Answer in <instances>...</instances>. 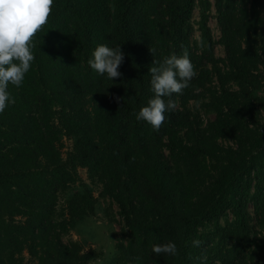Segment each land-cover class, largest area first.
I'll return each instance as SVG.
<instances>
[{
  "label": "trees",
  "instance_id": "trees-1",
  "mask_svg": "<svg viewBox=\"0 0 264 264\" xmlns=\"http://www.w3.org/2000/svg\"><path fill=\"white\" fill-rule=\"evenodd\" d=\"M34 44L0 113V264H95L65 238L99 199L114 264H264V0H54ZM100 44L121 46L119 78L88 64ZM185 49L196 76L154 130L135 115L149 68Z\"/></svg>",
  "mask_w": 264,
  "mask_h": 264
},
{
  "label": "clouds",
  "instance_id": "clouds-1",
  "mask_svg": "<svg viewBox=\"0 0 264 264\" xmlns=\"http://www.w3.org/2000/svg\"><path fill=\"white\" fill-rule=\"evenodd\" d=\"M53 6L54 0H0V113L9 103H15L8 92L9 84L16 87L22 85L35 59L34 39L48 23ZM149 50L153 54L154 50ZM123 61L121 46L100 44L93 51L88 64L97 74L113 80L122 75L118 68ZM157 64L149 68L154 97L135 115L136 120L145 121L158 131L166 119L165 112L176 107L174 101L168 100L166 103L164 97L183 94V90L190 87L196 71L187 49L183 55L171 54L164 57L162 62H153V65ZM116 99L119 101L122 98ZM200 244L199 240L193 241L194 247ZM152 251L156 255L175 256L178 250L176 244L169 241L153 245Z\"/></svg>",
  "mask_w": 264,
  "mask_h": 264
},
{
  "label": "rangeland",
  "instance_id": "rangeland-1",
  "mask_svg": "<svg viewBox=\"0 0 264 264\" xmlns=\"http://www.w3.org/2000/svg\"><path fill=\"white\" fill-rule=\"evenodd\" d=\"M213 2V0H211ZM199 20V11L196 10L193 18L194 24V39H198L199 33L197 30V21ZM209 25L212 29L213 37L217 41L220 37V32L215 20V13L212 11ZM216 55L218 57H224L223 49L218 45L216 47ZM264 92V90H263ZM70 148V142H66V149L64 150V155L66 151ZM81 178L89 184L86 171L80 170ZM95 196H98L99 189L94 187ZM109 204L108 200L99 199V206L97 213L93 217H89L80 221L76 229L73 230L69 236L65 238L66 241L74 240L79 241L84 244L85 249H95L97 253H101L98 259H96L95 264H114L117 256L116 242L119 237L120 226L117 222H109L105 216L104 210ZM117 208L114 205L112 208L113 214L116 215ZM118 220V217H116Z\"/></svg>",
  "mask_w": 264,
  "mask_h": 264
}]
</instances>
